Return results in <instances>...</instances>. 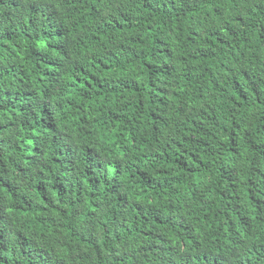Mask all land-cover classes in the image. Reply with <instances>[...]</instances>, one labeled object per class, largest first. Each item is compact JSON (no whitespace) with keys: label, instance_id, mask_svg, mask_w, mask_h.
I'll return each instance as SVG.
<instances>
[{"label":"trees","instance_id":"obj_1","mask_svg":"<svg viewBox=\"0 0 264 264\" xmlns=\"http://www.w3.org/2000/svg\"><path fill=\"white\" fill-rule=\"evenodd\" d=\"M0 264H264V0H0Z\"/></svg>","mask_w":264,"mask_h":264}]
</instances>
